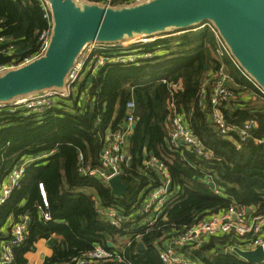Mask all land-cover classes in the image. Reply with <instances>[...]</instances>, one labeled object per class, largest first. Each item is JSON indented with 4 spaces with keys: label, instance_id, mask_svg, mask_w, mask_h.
Here are the masks:
<instances>
[{
    "label": "trees",
    "instance_id": "1",
    "mask_svg": "<svg viewBox=\"0 0 264 264\" xmlns=\"http://www.w3.org/2000/svg\"><path fill=\"white\" fill-rule=\"evenodd\" d=\"M0 18L2 33L17 45V54L34 53L38 33L46 26L39 1L0 0ZM202 25L177 30L150 43V48L165 49L151 59L138 64H108L94 76L85 73L73 96L48 111L0 110V188L21 160L49 154L27 165L19 185L0 208V232L12 214L30 216L28 237L16 248L12 264H27V253L41 239H58L44 264H60L97 244L108 247V241L115 242L118 235L130 232L129 222L122 229L110 225L96 208L95 197L103 206L120 209L129 216L146 193L161 183L155 171L145 168L144 160L152 151L170 156L173 187L165 206L166 219L143 234L140 243L144 242L145 249L135 241L125 246L132 261L164 264L158 239L165 234L170 238L232 203L253 207L250 215L264 213V142H258L264 140V93L239 63L225 56L230 85L237 97L226 101L222 109L232 124L254 119L257 126L243 142L237 135L219 133L208 110L200 105L203 82L221 64L214 55L216 37L208 25ZM8 60L0 55V63ZM163 79L182 82L175 92L176 104L193 132L213 152L211 159L167 146L171 88ZM131 99L136 104L137 125L127 146L129 159L122 163L128 190L116 195L108 184L79 171V156L83 154L85 165L101 164L105 135L125 123L126 105ZM209 179L215 181L218 192L209 185ZM39 182L47 188L51 220H44L38 208ZM237 242L230 234L214 235L195 255L208 264H264L220 253Z\"/></svg>",
    "mask_w": 264,
    "mask_h": 264
},
{
    "label": "built area",
    "instance_id": "2",
    "mask_svg": "<svg viewBox=\"0 0 264 264\" xmlns=\"http://www.w3.org/2000/svg\"><path fill=\"white\" fill-rule=\"evenodd\" d=\"M38 1L46 20V26L39 31L36 50L30 55L20 56L17 54V45L10 37L2 33L1 23L3 20L0 18V55L9 57L8 61L0 63V73L25 65L41 57L47 51L54 21L48 0ZM145 1L149 0H95V2L108 7ZM205 25L210 27L216 37L214 55L221 61V64L203 82L200 90V105L208 110L211 122L221 135H237L240 142H243L249 138L251 131L257 126L256 121L249 119L242 124H232L222 109V105L226 101L237 97L236 91L230 85L231 77L223 59L225 56H229L235 63L238 62L215 25L206 22L202 26ZM163 36L165 35L133 37L113 42L90 41L69 70L64 87L48 88L37 93L20 96L12 102H1L0 110L9 109L11 112L21 110L26 111L25 113L48 111L73 96L78 81L85 73L94 76L96 71L105 65L138 64L163 53L162 50L165 51V49L162 46L157 48L148 46ZM163 82L168 83L171 88L168 120L169 147L173 150H186L201 159H211L213 152L193 132L185 114L179 110L176 104L175 92L181 89L182 82H168L167 79H163ZM259 89L264 93L263 89L260 87ZM126 108L128 116L125 123L116 130L108 131L105 135L100 154L101 164L97 166L85 165L84 156L82 153L80 154L79 158L82 164L79 166V171L82 174L95 177L108 185L111 178L122 174V163L129 159L127 146L133 132L132 125L136 123L135 101L133 99L128 101ZM258 142H264V140L259 139ZM48 155L24 158L11 170L0 188V208L9 199L13 189L19 185L27 165ZM169 158L170 156L166 152L161 151L160 155L150 153L144 160L145 168L155 171L160 176L161 183L146 193L139 206L129 216L120 209L103 206L95 197L96 208L110 225L122 229L126 228L127 222L130 223V232L118 235L117 240L113 242L114 248L97 244L92 249L74 255L60 264H139L127 257L125 246L133 241L137 245L140 244L145 232L156 228L162 219H166L165 206L171 192L168 189V184L172 181L168 165ZM208 181L213 180L209 179ZM214 188L217 192L219 191L216 186ZM38 189L40 196L38 208L44 220H51L47 188L43 182H39ZM29 222L28 213L17 217L14 214L10 216L7 226L3 227L0 232V264H12L15 261L16 248L20 247L28 237ZM218 234H230L237 238L238 242L226 249L239 247L243 250H255L262 247L264 250V213L250 215L246 208L232 203L226 209L212 213L207 219L191 224L170 238L165 234L164 237L158 239L156 244L159 257L164 264H208L199 259L195 252L210 237ZM262 263H264V259Z\"/></svg>",
    "mask_w": 264,
    "mask_h": 264
},
{
    "label": "water",
    "instance_id": "3",
    "mask_svg": "<svg viewBox=\"0 0 264 264\" xmlns=\"http://www.w3.org/2000/svg\"><path fill=\"white\" fill-rule=\"evenodd\" d=\"M48 2L54 21L50 45L41 57L0 73V103L64 87L69 70L90 41L150 37L172 30H189L207 21L215 25L239 65L264 90V0H149L109 7L86 0ZM136 125H132L133 130ZM166 144L170 146L169 139ZM209 185L214 188L216 183L210 181ZM109 186L116 195H124L128 190L122 174L111 178ZM172 187L171 181L169 191ZM107 245L114 248L112 241ZM140 249H145L144 242L140 243ZM220 253L236 254L256 263L264 259L262 247L255 250L234 247Z\"/></svg>",
    "mask_w": 264,
    "mask_h": 264
},
{
    "label": "crops",
    "instance_id": "4",
    "mask_svg": "<svg viewBox=\"0 0 264 264\" xmlns=\"http://www.w3.org/2000/svg\"><path fill=\"white\" fill-rule=\"evenodd\" d=\"M163 53L165 52L164 50H162ZM162 54V53H161ZM98 73V71H96V74ZM93 76V75H92ZM251 212L254 210L253 207H251ZM43 241L45 246H46V249L45 251H41V257H42V260H41V264H44V260L46 257L48 256H51L53 254V247H54V244L58 242V239L56 237H51L50 239H41L39 240L38 242H41ZM36 248H34L33 251H35ZM31 252V251H30ZM30 252L27 253L26 257L28 258V262L30 264H38V260H31V254Z\"/></svg>",
    "mask_w": 264,
    "mask_h": 264
},
{
    "label": "rangeland",
    "instance_id": "5",
    "mask_svg": "<svg viewBox=\"0 0 264 264\" xmlns=\"http://www.w3.org/2000/svg\"><path fill=\"white\" fill-rule=\"evenodd\" d=\"M83 1V0H82ZM85 1V0H84ZM88 0H86V2H87ZM177 32H176V30H172L171 32L169 31V32H167L166 34H164L165 36H163V38H165V37H167V36H169V35H172V34H176ZM178 33H180V32H178ZM244 95H248V92H245L244 93ZM35 248H36V250L35 251H31L30 252V254H31V260H38V264H41V260H42V257H41V251H45V250H47L46 249V246H45V244H44V242L43 241H41V242H37L36 244H35Z\"/></svg>",
    "mask_w": 264,
    "mask_h": 264
}]
</instances>
